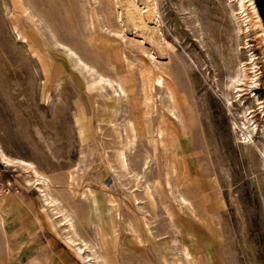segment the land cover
<instances>
[{"label":"rangeland","instance_id":"rangeland-1","mask_svg":"<svg viewBox=\"0 0 264 264\" xmlns=\"http://www.w3.org/2000/svg\"><path fill=\"white\" fill-rule=\"evenodd\" d=\"M243 2L0 0V145L74 222L14 166L0 264H264V21Z\"/></svg>","mask_w":264,"mask_h":264},{"label":"bare ground","instance_id":"bare-ground-1","mask_svg":"<svg viewBox=\"0 0 264 264\" xmlns=\"http://www.w3.org/2000/svg\"><path fill=\"white\" fill-rule=\"evenodd\" d=\"M242 1V7H241V10L245 9V5H244V0H241ZM253 5V4H252ZM259 11H260V7H258ZM131 10V9H130ZM132 12V11H131ZM256 12V11H255ZM129 13V12H128ZM248 14V13H247ZM252 15V14H251ZM256 15V14H255ZM131 17V16H130ZM135 18V17H134ZM133 18V19H134ZM248 17L245 16V19L247 20ZM257 25V24H256ZM54 38L56 39L57 41V44L58 45H61L63 46V48L65 47V49H67V53L74 58L76 64L80 65L81 68L89 74V76H91L96 82H103V83H106L108 84L109 86L113 87L114 84L116 85V87L122 92L124 93L125 92V89L116 81L114 80H111L107 77H104L103 74H101L95 67L89 65L88 63H86L82 58L81 56H79L76 52H74L71 48H69L68 46L64 45L63 43L59 42L56 38V36L54 35ZM72 58V59H73ZM246 67V64L243 65V77L246 79L245 81V84L246 83H255L256 82V79L255 77L258 75V70H256L254 72V75L251 76L249 75L247 69L245 68ZM79 68V67H78ZM239 75V73H238ZM236 81H239L241 80L240 76L238 78L235 79ZM249 80V81H248ZM242 81V80H241ZM244 81V80H243ZM102 83V84H103ZM114 83V84H113ZM163 85V84H162ZM251 85V84H249ZM254 85V84H253ZM105 88V86H103ZM116 88V89H117ZM118 90V91H119ZM242 90V89H241ZM240 90V92H241ZM168 92H169V97H170V100L173 101L174 100V96H173V92L171 90L168 89ZM118 93V92H117ZM247 118V117H246ZM129 135H135L136 133V129H135V126L133 125H130V129H129ZM0 154L2 156V158L8 162L11 166H17L19 167L21 170H24L26 172V176L28 177V179L26 180L27 184H34L36 185L38 188H39V191L43 194V197L45 199V201L47 202V204H49L50 206H52V208L55 210L56 212V206H57V214L61 215L62 218L65 220L66 224H67V228L68 229H72L74 230V222L72 220V217L70 216V214L65 210L63 209L62 207H60L59 205V202L53 195H52V181L50 178L46 177L45 175H43L38 169L37 167L33 164V163H30V162H26V161H23V160H19V159H15V158H11L9 156L6 155V153L4 152V150L2 149L1 145H0ZM54 187V186H53ZM1 197H4V195L0 196ZM184 202V201H183ZM10 205L9 206H12V202L9 203ZM0 209L2 210L1 206H0ZM61 218V219H62ZM0 220H1V223L3 224V216H2V212L0 211ZM64 222V223H65ZM76 229V228H75ZM76 235V234H75ZM75 238V236H74ZM72 236L70 237H67L68 241L70 242H74L75 239H74ZM77 241V240H76ZM75 241V242H76ZM84 241V240H81V242ZM69 242V243H70ZM73 245V244H72ZM81 245V244H80ZM79 245V248L78 250L82 251L81 250V246ZM84 245L86 247H88L87 243H84ZM83 246V244H82ZM90 248V247H88ZM90 251L92 249H89ZM92 252V251H91ZM95 252V251H94ZM183 255H184V261L186 264H199V261H197L193 254L191 252H189L185 247H183ZM88 256V255H87ZM92 258V257H91ZM97 258V256L93 257V259L91 260H95ZM92 261V262H93ZM97 261V260H96ZM101 261V260H100ZM103 261V259H102ZM101 261V262H102ZM90 264H94V263H90Z\"/></svg>","mask_w":264,"mask_h":264},{"label":"built area","instance_id":"built-area-1","mask_svg":"<svg viewBox=\"0 0 264 264\" xmlns=\"http://www.w3.org/2000/svg\"><path fill=\"white\" fill-rule=\"evenodd\" d=\"M19 172L6 162L0 154V196L10 193H19L17 183Z\"/></svg>","mask_w":264,"mask_h":264},{"label":"water","instance_id":"water-1","mask_svg":"<svg viewBox=\"0 0 264 264\" xmlns=\"http://www.w3.org/2000/svg\"><path fill=\"white\" fill-rule=\"evenodd\" d=\"M258 6L260 7V15L264 21V0H257Z\"/></svg>","mask_w":264,"mask_h":264}]
</instances>
